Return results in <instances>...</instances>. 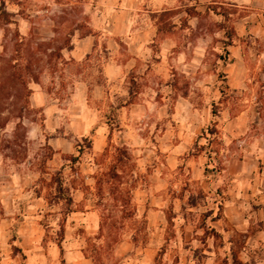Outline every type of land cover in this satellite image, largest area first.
Instances as JSON below:
<instances>
[{
	"label": "rangeland",
	"instance_id": "rangeland-1",
	"mask_svg": "<svg viewBox=\"0 0 264 264\" xmlns=\"http://www.w3.org/2000/svg\"><path fill=\"white\" fill-rule=\"evenodd\" d=\"M5 6L17 25L0 24V66L16 30L66 63L37 55L26 138L7 152L15 123L0 132V264H222L231 249L264 264L262 236L223 234L230 202L251 214L264 196V0Z\"/></svg>",
	"mask_w": 264,
	"mask_h": 264
},
{
	"label": "trees",
	"instance_id": "trees-1",
	"mask_svg": "<svg viewBox=\"0 0 264 264\" xmlns=\"http://www.w3.org/2000/svg\"><path fill=\"white\" fill-rule=\"evenodd\" d=\"M6 1L12 2L13 0H0V24L1 26H16V22L13 21V14H10L6 11L5 3ZM221 7V6H219ZM211 10V9H210ZM215 11V8L212 11ZM186 14L191 16L194 13V9L188 8L186 9ZM13 40V48L15 56L14 58H10L9 60H4L3 65L0 66V97H11L15 98V102H2L0 101V132L6 128L7 123L14 122L15 127L11 134V138L7 139L6 137L2 141V150L3 151H13L12 145L17 143V141L25 140L26 138V129L23 126L24 120L35 113H38L37 110H34L30 106L29 96L30 90L28 88V84L31 82L37 83L39 80L40 74V62L41 58H38V54H43L46 59H48L49 63L53 58H58L63 63H66L61 54V49L58 50L57 56L55 57L53 52L48 54L49 43H40L36 44L35 52L32 48L29 47L30 41L26 40V38L19 35L16 30L12 35ZM68 42H66V46H68ZM64 49V48H63ZM66 49V47H65ZM69 50H72L70 47ZM47 51V53H46ZM25 54L26 56H24ZM135 96V92L131 91L129 93V104H132V100ZM6 114L4 118H1L2 115ZM42 118L40 117L39 120ZM46 150L52 153L50 147L46 146ZM118 151V150H117ZM83 153L82 148L80 147L78 150V157H72L70 162L75 164L78 161L79 157ZM15 155V154H14ZM51 159V154L48 155ZM48 157H44V162L48 160ZM43 175V170H40ZM52 180L57 184V193L58 200H63L66 202V206L69 207L72 204V198L69 194V191L66 188L62 187V181L60 178V173H56ZM21 253V250H18ZM222 264H243L234 253L233 249H231V262L227 259L223 261Z\"/></svg>",
	"mask_w": 264,
	"mask_h": 264
},
{
	"label": "crops",
	"instance_id": "crops-1",
	"mask_svg": "<svg viewBox=\"0 0 264 264\" xmlns=\"http://www.w3.org/2000/svg\"><path fill=\"white\" fill-rule=\"evenodd\" d=\"M83 43L77 44V46L74 47L72 51H70L71 60L78 61L90 55L93 46L89 42H83ZM242 163H247V161H243ZM250 202L255 203L252 200H250ZM257 205H258V210L256 212L258 213L252 211L251 214H244L243 213L244 206H242L241 203H239V200L230 202V204L228 205V209L229 211L233 212V214L229 213L226 215L227 224L230 225L228 226V229L226 231H223V234L241 232L245 234L248 233L251 236L250 238L253 239L257 236H262L264 238V196L258 199ZM256 216H258V219L256 218ZM254 221H258L259 224L263 223V225L260 226L258 229H255L253 227ZM75 263L92 264V262H90V260L83 257L81 253H78V260H76Z\"/></svg>",
	"mask_w": 264,
	"mask_h": 264
}]
</instances>
